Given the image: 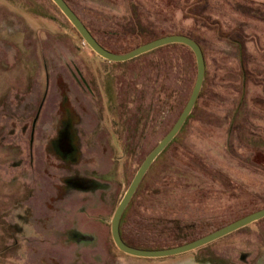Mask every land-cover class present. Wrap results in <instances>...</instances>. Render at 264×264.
Wrapping results in <instances>:
<instances>
[{"label": "rangeland", "instance_id": "rangeland-1", "mask_svg": "<svg viewBox=\"0 0 264 264\" xmlns=\"http://www.w3.org/2000/svg\"><path fill=\"white\" fill-rule=\"evenodd\" d=\"M201 1L239 46L183 17L191 0L67 1L111 51L141 42L134 16L146 36L192 31L205 47L202 97L122 226L140 244L184 243L264 208V0ZM77 33L52 0H0V264H264V218L174 257L115 246L116 205L179 118L197 64L177 43L110 62ZM156 95L159 130L136 145Z\"/></svg>", "mask_w": 264, "mask_h": 264}, {"label": "water", "instance_id": "water-1", "mask_svg": "<svg viewBox=\"0 0 264 264\" xmlns=\"http://www.w3.org/2000/svg\"><path fill=\"white\" fill-rule=\"evenodd\" d=\"M55 5L60 9L64 16L72 23L76 31L80 34L83 40L89 45V48L93 50L96 54L105 58L110 62H120L129 61L139 55H143L155 48H161L165 45L177 43L184 44L191 48L196 59V81L193 84L190 96L186 102L179 118L174 122L168 133L161 138L158 144L152 149L150 153L147 154L142 164L136 170L128 188L126 189L121 201L114 210L110 229L113 242L115 246L123 253L136 256L137 258H165L169 256H178L180 254L194 251L204 245H208L223 236H227L234 231L244 228L249 224L264 218V208H259L245 216H242L233 222L222 225L221 227L213 230L212 232L205 234L191 242H185L174 247H167L161 249H145L137 248L136 246H131L124 242L120 233V223L126 210L127 206L130 204L137 188H139L144 176L147 171H149L152 163L158 156L163 153L174 137L178 136L184 123L188 119L189 115L194 110L196 101H198L203 84L206 77V60L203 53L202 46L193 38L187 34H177L172 33L162 37H157L145 44H141L126 53H115L108 50L100 41L90 32V28L85 24V22L74 12L71 5L66 0H52Z\"/></svg>", "mask_w": 264, "mask_h": 264}, {"label": "trees", "instance_id": "trees-1", "mask_svg": "<svg viewBox=\"0 0 264 264\" xmlns=\"http://www.w3.org/2000/svg\"><path fill=\"white\" fill-rule=\"evenodd\" d=\"M66 1H68V0H66ZM201 4H202L201 0H191L190 4H186L185 5V10L183 9V13H182L183 17H185V18H193L196 22H200L204 27H207L209 29H213L214 31H216V34H217V36L220 39H222L224 41H230V43H235V44H237L239 46V44L237 42L238 40L237 39H233L232 36L230 34H228V31H226V30H224L222 28V25L220 24V22L217 21V20H214L212 18V16L210 15L211 13L208 12V14H206L205 13L206 10L201 11V9L199 8ZM131 21H133L134 23L136 22L135 23L136 25L133 26V30L130 31V29H128V32H129V34H131L133 36H136L137 38H140L141 42L135 44L128 51H130L131 49H133V48H135V47H137V46H139L141 44L143 45V44H145V43H147V42H149V41H151V40H153V39H155L157 37H162V36L168 35V34H165V35H161L160 36L158 34H154V35L146 36L144 34V30L145 29L144 30L142 29V24L139 22V20H137L136 16H134V18H132ZM85 24L90 28V26L86 22H85ZM91 31L92 30H90V32ZM91 33L93 34V32H91ZM177 33L187 34V35L192 36L193 38H195V40L198 43H200V45L202 46V48H203L202 50H203V53H204V56H205V50H204L205 47H204V45L200 42V40H198V38H196V35L192 31H189V32L181 31V32H177ZM79 37L81 38L80 35H79ZM100 43H102L104 45V47H106L108 49L106 44H104L101 41H100ZM183 46L189 48V51L194 55L193 51L191 50V48L189 46H187V45H183ZM108 50H110V49H108ZM128 51H126V52H128ZM112 52H115V53H126V52H116V51H112ZM241 56L242 55L240 54V59H241ZM203 89H204V86L202 88V91H203ZM202 91L200 93L199 99L202 97ZM199 99H198V101H199ZM196 105H197V102H196ZM191 117H192V113L189 115L188 119L184 123V126H183L182 130H184L186 128L187 122H188L189 119H191ZM175 140H176V138L174 137V139L170 142V144L167 146V148L164 150V152L161 153L158 156L157 160L154 161V163L152 164L151 168L149 169V171H147L146 175L144 176L139 188H137V190H136V192H135L130 204L127 206L126 210L124 211V214H123V217H122V220H121V223H120V233H121L122 238L124 239L123 241L126 242L127 244L131 245V246H136L137 248H145V249H151V248L161 249V248H167V247H171V246L174 247V246L182 244V243H173L171 245H166V246H154V245H148V244H140V243L137 242V240L134 239L135 238L134 236H132L134 238L126 237L124 232H123V228H122L123 224L126 223L128 214H130L131 209H132L133 205L135 204V200L140 195V193L143 191V188L146 186V184L149 181L151 182L155 178L154 174H155L156 170L159 168L160 159L162 158L164 153H167L169 146L172 145V143H175ZM195 239H197V238H195ZM195 239H193V240H195ZM193 240L189 239V240H186V242H188V241L191 242Z\"/></svg>", "mask_w": 264, "mask_h": 264}, {"label": "flooded vegetation", "instance_id": "flooded-vegetation-1", "mask_svg": "<svg viewBox=\"0 0 264 264\" xmlns=\"http://www.w3.org/2000/svg\"><path fill=\"white\" fill-rule=\"evenodd\" d=\"M161 96L158 97V95H156L155 97V100L153 101V106H152V109H151V106H147L146 108H144V112L142 113L141 117L138 119L139 122L137 124V131L136 133L139 134L136 136V138L138 139V141L136 140V145L140 142H142V139H143V135L145 134V132H147V128L150 129V123L152 122V125H151V128L154 129L153 127H156L157 126V130H159V118H161ZM131 114V117L130 118H133L134 115H132V113H130V111L128 112V115L130 116ZM122 121V120H121ZM123 125L125 123V119H124V122L122 121ZM156 125V126H155ZM141 126H145L144 127V130H140ZM184 126V125H183ZM183 128V127H182ZM182 130V129H181ZM128 133V132H127ZM181 133V131H180ZM179 133V134H180ZM142 134V135H141ZM178 134V135H179ZM139 137V138H138ZM174 139V138H173ZM138 142V143H137ZM154 148V147H153ZM152 148V149H153ZM152 151V150H151ZM150 151V152H151ZM149 152V153H150ZM164 152V151H163ZM154 163V162H153ZM152 163V164H153ZM152 166V165H151ZM151 168V167H150ZM79 182V181H77Z\"/></svg>", "mask_w": 264, "mask_h": 264}]
</instances>
